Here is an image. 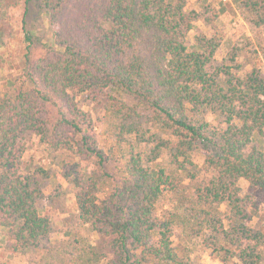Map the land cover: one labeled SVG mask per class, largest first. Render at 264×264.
Here are the masks:
<instances>
[{
	"label": "trees",
	"instance_id": "obj_1",
	"mask_svg": "<svg viewBox=\"0 0 264 264\" xmlns=\"http://www.w3.org/2000/svg\"><path fill=\"white\" fill-rule=\"evenodd\" d=\"M237 16L264 30V0H235ZM45 15L53 42L33 58L24 19L23 82L0 100V227L5 249L27 255L54 233L39 203L52 175L26 163L25 134L64 151L62 177L76 189L77 222L98 239L104 264H195L176 247L197 241L222 264H262L264 234L253 225L264 194V71L216 64L223 39L188 37L221 12L189 10L187 0H0V55L14 36L10 12ZM238 23L235 22L234 25ZM122 92L145 108L117 102L121 119L110 154L74 94ZM204 156L202 167L195 154ZM81 167V169H80ZM92 168V169H90ZM249 185L243 194L240 181Z\"/></svg>",
	"mask_w": 264,
	"mask_h": 264
},
{
	"label": "rangeland",
	"instance_id": "obj_2",
	"mask_svg": "<svg viewBox=\"0 0 264 264\" xmlns=\"http://www.w3.org/2000/svg\"><path fill=\"white\" fill-rule=\"evenodd\" d=\"M207 15L221 12L222 15L217 26L208 25L203 21H197L195 27L188 37V45L195 42L198 33H204L209 37L217 36L223 39V46L216 57V64L230 62L233 52L239 56L242 65L250 70L253 67L264 71V30L254 28L245 23L237 16L235 0H187L189 10L206 12ZM24 5L10 12L14 26V36L6 49L0 55V100L10 98L15 89L23 82L24 54L26 44L24 42V19L27 31L33 37V58L43 54V46L53 42V28L45 15H40L31 7L26 12ZM237 22V25L234 23ZM78 104L88 112L95 125L97 137L102 142L106 151L110 154H120L130 145L123 143L117 145V131L121 125V119L115 113L113 105L117 102L126 103L137 107L141 114L152 116L151 111L137 106L133 98L115 90L105 91L100 94H74ZM20 140L26 146L24 161L41 165L51 172V179L45 186V197L39 203L42 214L49 216L53 222L54 233L47 241V248L32 249L27 255L20 258L22 254L13 255L5 249L6 230L0 227V264H104V261L92 258L91 246L97 242V235L89 226L77 222L76 189L73 184L62 177L63 160L73 161L71 157L66 158L64 151H56L42 145L36 135L25 134ZM118 142V141H117ZM263 146L264 134L261 141L254 140L252 146ZM192 159L195 164L202 167L204 156L197 153ZM81 169V167H80ZM92 169V168H90ZM240 186L243 194L248 193L249 185L241 180ZM259 203V215L254 218L253 225L264 234V194L254 197ZM176 247L186 250L190 260L195 264H222L214 255L202 247L197 241L185 244L181 230H177L174 236ZM264 264V260L263 263Z\"/></svg>",
	"mask_w": 264,
	"mask_h": 264
},
{
	"label": "crops",
	"instance_id": "obj_3",
	"mask_svg": "<svg viewBox=\"0 0 264 264\" xmlns=\"http://www.w3.org/2000/svg\"><path fill=\"white\" fill-rule=\"evenodd\" d=\"M18 256H19V255H18ZM23 256H24V255H22V256H19V257H20V258H23ZM12 264H14V262H13Z\"/></svg>",
	"mask_w": 264,
	"mask_h": 264
}]
</instances>
